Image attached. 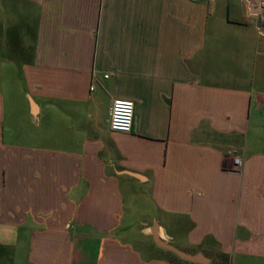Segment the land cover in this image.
Here are the masks:
<instances>
[{
	"label": "crops",
	"instance_id": "1",
	"mask_svg": "<svg viewBox=\"0 0 264 264\" xmlns=\"http://www.w3.org/2000/svg\"><path fill=\"white\" fill-rule=\"evenodd\" d=\"M239 257L264 260V0H0V264Z\"/></svg>",
	"mask_w": 264,
	"mask_h": 264
},
{
	"label": "built area",
	"instance_id": "2",
	"mask_svg": "<svg viewBox=\"0 0 264 264\" xmlns=\"http://www.w3.org/2000/svg\"><path fill=\"white\" fill-rule=\"evenodd\" d=\"M105 78L109 74L104 75ZM94 88V87H91ZM135 118V102L127 98H114L111 102L109 126L113 131L131 132ZM234 164L237 169L243 166V157L240 154L234 155Z\"/></svg>",
	"mask_w": 264,
	"mask_h": 264
},
{
	"label": "water",
	"instance_id": "3",
	"mask_svg": "<svg viewBox=\"0 0 264 264\" xmlns=\"http://www.w3.org/2000/svg\"><path fill=\"white\" fill-rule=\"evenodd\" d=\"M258 22H259V23L261 22L260 18L258 19ZM154 239H155L156 243H157L159 246H162V247H164V248L171 249V250L175 251L177 254H179V255H181V256L190 257V255H189L188 253L183 252V251L177 249V247H175L173 244H171V243H167V242H165L164 240H162V239L158 236V233H157V232L154 233Z\"/></svg>",
	"mask_w": 264,
	"mask_h": 264
},
{
	"label": "rangeland",
	"instance_id": "4",
	"mask_svg": "<svg viewBox=\"0 0 264 264\" xmlns=\"http://www.w3.org/2000/svg\"><path fill=\"white\" fill-rule=\"evenodd\" d=\"M230 256H241V255H238V254H230ZM237 262L236 264H242V259L239 257L236 259ZM231 264H235V262L231 263ZM249 264H264V260H254V261H251Z\"/></svg>",
	"mask_w": 264,
	"mask_h": 264
}]
</instances>
